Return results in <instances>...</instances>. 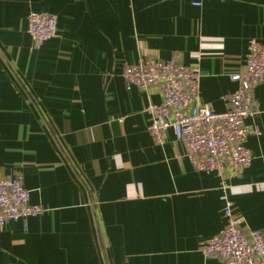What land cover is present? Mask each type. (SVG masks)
Instances as JSON below:
<instances>
[{
    "label": "crops",
    "instance_id": "1",
    "mask_svg": "<svg viewBox=\"0 0 264 264\" xmlns=\"http://www.w3.org/2000/svg\"><path fill=\"white\" fill-rule=\"evenodd\" d=\"M0 0V177L20 173L42 213L0 228V264H218L200 244L224 226L264 234V81L252 88L251 164L222 180L196 170L171 130L154 143L147 105L161 93L121 76L141 57L200 70L199 95L223 112L264 45V0ZM30 11L54 14L39 47ZM226 196V198L224 197Z\"/></svg>",
    "mask_w": 264,
    "mask_h": 264
},
{
    "label": "built area",
    "instance_id": "2",
    "mask_svg": "<svg viewBox=\"0 0 264 264\" xmlns=\"http://www.w3.org/2000/svg\"><path fill=\"white\" fill-rule=\"evenodd\" d=\"M26 20L34 47L56 35V15L30 11ZM244 62L243 71L230 75L238 85L225 95L228 107L223 112L201 102L200 70L196 65L187 66L175 59L141 57L136 62L125 63L121 72L129 85L141 90L151 86L160 90V102L145 108L149 116L147 130L153 142L163 144L167 131L171 130L192 166L198 171L215 173L223 187L225 178L238 176L250 166L252 155L244 142L248 135L260 133L245 120L251 114L252 88L264 81V45L250 39ZM42 211L41 205L30 202L22 174L0 177V228L10 220L36 216ZM222 213L224 226L200 244L202 255L217 260L218 264H264V234L256 229L243 231L241 219L227 198Z\"/></svg>",
    "mask_w": 264,
    "mask_h": 264
}]
</instances>
